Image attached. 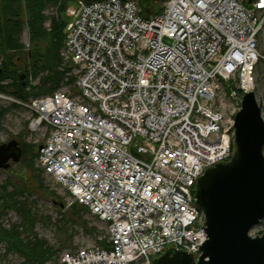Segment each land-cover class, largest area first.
<instances>
[{"label":"built area","instance_id":"2783aa9c","mask_svg":"<svg viewBox=\"0 0 264 264\" xmlns=\"http://www.w3.org/2000/svg\"><path fill=\"white\" fill-rule=\"evenodd\" d=\"M76 0L62 56L78 69L64 90L33 99L48 177L106 223L107 246L61 264H152L167 251L197 260L207 241L197 182L234 154L224 93L255 92L264 60V0ZM248 2L249 5H246Z\"/></svg>","mask_w":264,"mask_h":264},{"label":"trees","instance_id":"16d2710c","mask_svg":"<svg viewBox=\"0 0 264 264\" xmlns=\"http://www.w3.org/2000/svg\"><path fill=\"white\" fill-rule=\"evenodd\" d=\"M62 1V2H61ZM76 0H0V93L12 96L19 101L27 102L62 89L66 84L73 85L77 78L70 76L71 68L65 63L62 49L65 44L66 17H63L66 8ZM91 2L92 0H86ZM59 6V16L51 17V24L46 26L45 15L48 5L54 3ZM246 5H249L248 2ZM160 7L155 11L159 12ZM146 16V15H144ZM29 32L27 46L22 41L25 30ZM75 67V66H74ZM8 112L7 108L0 106V121ZM23 156L16 165L10 180L0 184V219L9 210H15L21 217V222L7 228L0 223V241L8 244L7 249L18 253L33 264H50L55 255L54 247L40 238L34 232L38 220L28 205V186L25 183V170L34 174L39 170L36 159L39 154L23 149ZM30 156V163L26 162ZM43 182L39 175H34ZM48 194V193H47ZM51 198H60L55 192H50ZM24 199V200H22ZM80 205V207L78 206ZM88 209L77 203L69 210L68 215L62 214L54 223L56 236L61 246H66L73 240L70 233L71 224L81 225L86 231H96L95 227L84 219L81 211ZM23 228V231L20 229ZM27 233L26 236L24 234ZM99 246H107L106 239L99 241Z\"/></svg>","mask_w":264,"mask_h":264},{"label":"water","instance_id":"95a60500","mask_svg":"<svg viewBox=\"0 0 264 264\" xmlns=\"http://www.w3.org/2000/svg\"><path fill=\"white\" fill-rule=\"evenodd\" d=\"M165 1L138 0L145 15ZM242 98L234 117V157L208 168L196 185L197 206L205 215L207 232L199 260L190 253L169 251L153 264H264V232L251 236L254 226L264 222L263 110L254 92ZM5 99L17 103L12 97ZM22 155L18 140L0 143V171L12 162L20 163Z\"/></svg>","mask_w":264,"mask_h":264},{"label":"rangeland","instance_id":"374dc122","mask_svg":"<svg viewBox=\"0 0 264 264\" xmlns=\"http://www.w3.org/2000/svg\"><path fill=\"white\" fill-rule=\"evenodd\" d=\"M62 2V1H61ZM54 3L48 5L46 8L45 15L47 17L46 26L49 27L51 24L50 18L55 16H59V6ZM63 17H66L63 15ZM29 32L26 29L24 31L22 41L26 45H28ZM65 63L68 64V68H71L65 60ZM79 75L78 69L72 66V70L70 72V76ZM256 89L255 94L258 98V103L262 108V117L264 118V60L258 63V68L256 70ZM71 96H76L79 91L76 87V84L70 85L66 84L62 87V89ZM1 94V93H0ZM4 95V94H2ZM6 96V95H4ZM12 97V96H6ZM14 98V97H13ZM16 99V98H15ZM224 105L220 108L224 112V119L227 124H234V117L236 113L240 110L241 103L238 102V99L232 98L230 96L229 91L224 93ZM17 100V99H16ZM33 99L23 102L17 100L19 103L7 101L4 98L0 97V106L7 108L8 112L0 121V143H8L11 139L18 140L26 150L34 151L35 154L38 152V148L43 145V143L47 140L48 135H44V130L38 131L32 126V121L35 119V115L32 111L24 106V104H29ZM236 150V147H235ZM234 150V154L236 153ZM233 154V155H234ZM31 157L28 155L26 162L30 163ZM37 168H39V172L37 171L35 174L39 175L43 182V188L41 189V182L34 178V173L30 172L28 169L25 170V183L28 186V205L33 215L38 217V220L35 223L34 232L37 235L46 240L51 247H54L55 255L52 256V259L49 261L50 264H61V254L66 251H77L84 248H91L92 246H99V241L106 239V223L100 221L96 217H94L88 211H81L80 213L90 223L89 226L95 227L96 231L88 232L86 231L80 224H71V232L74 235L73 240L69 241L66 246H61L57 236H56V227L54 223L57 221L59 217H61L60 212L62 214L68 215L69 210L77 203L74 201L70 192L66 191L61 184L55 182L51 177H48L37 164ZM18 167L16 165L12 168V170L1 169L0 171V184L3 182L10 180L13 176V172L17 171ZM55 192L59 195L60 198L53 199L49 196L50 192ZM48 193V194H47ZM24 200V199H22ZM80 207V205H78ZM21 222V217L17 213V211L9 210L5 214L1 216L0 223L7 228H11V226L15 224H19ZM23 231V228L20 229ZM264 232V222L259 225L254 226L251 236H261ZM27 233L24 234L26 236ZM8 244L0 241V264H33L27 261L25 258L20 256L18 253H14L7 249Z\"/></svg>","mask_w":264,"mask_h":264},{"label":"flooded vegetation","instance_id":"af4514ba","mask_svg":"<svg viewBox=\"0 0 264 264\" xmlns=\"http://www.w3.org/2000/svg\"><path fill=\"white\" fill-rule=\"evenodd\" d=\"M10 142V141H9ZM19 145L21 146V149H22V151H23V149L25 148L20 142H19ZM24 152V151H23ZM18 163H14V162H12V164H11V167L9 168V169H7V170H12V168L15 166V165H17Z\"/></svg>","mask_w":264,"mask_h":264},{"label":"bare ground","instance_id":"6f19581e","mask_svg":"<svg viewBox=\"0 0 264 264\" xmlns=\"http://www.w3.org/2000/svg\"><path fill=\"white\" fill-rule=\"evenodd\" d=\"M2 98H4L5 99V97H2ZM6 100V99H5Z\"/></svg>","mask_w":264,"mask_h":264}]
</instances>
